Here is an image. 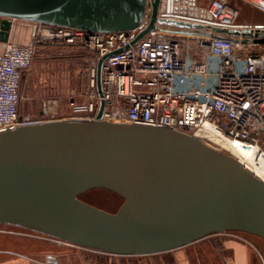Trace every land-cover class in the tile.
<instances>
[{
	"label": "water",
	"instance_id": "1",
	"mask_svg": "<svg viewBox=\"0 0 264 264\" xmlns=\"http://www.w3.org/2000/svg\"><path fill=\"white\" fill-rule=\"evenodd\" d=\"M149 7L148 11L147 8ZM161 0H0V40L13 20L98 32L142 27L132 45L169 25ZM208 34L264 43V29ZM263 34V35H262ZM99 61L98 88L102 94ZM102 100L93 120L59 119L0 130V223L116 255L175 250L215 233L264 240V181L237 157L176 128L112 122ZM105 189L115 212L81 196Z\"/></svg>",
	"mask_w": 264,
	"mask_h": 264
},
{
	"label": "built area",
	"instance_id": "2",
	"mask_svg": "<svg viewBox=\"0 0 264 264\" xmlns=\"http://www.w3.org/2000/svg\"><path fill=\"white\" fill-rule=\"evenodd\" d=\"M244 1L264 13V0ZM163 4L160 18L204 27L169 25L132 45L142 27L98 32L39 23L32 44L7 42L0 54V130L26 124L22 88L37 42L62 40L94 54L87 101H72V114L64 119L93 120L104 100L108 121L176 128L209 144L219 145L217 138L238 141L253 151L245 166L264 181V43L206 33L213 28L264 29V20L241 22L232 0H161ZM121 48L103 62L101 94L99 61ZM46 111L56 115L55 108Z\"/></svg>",
	"mask_w": 264,
	"mask_h": 264
},
{
	"label": "rangeland",
	"instance_id": "3",
	"mask_svg": "<svg viewBox=\"0 0 264 264\" xmlns=\"http://www.w3.org/2000/svg\"><path fill=\"white\" fill-rule=\"evenodd\" d=\"M232 1L241 11V22L263 21L262 13L251 3ZM93 55L82 45L62 40L45 38L37 42L34 62L23 83L21 116H28L24 123L64 119L72 114V101L85 103ZM49 107L55 108V117L51 113L40 114V111ZM210 145L229 152L219 145ZM81 198L111 212L117 211L122 204L120 198L105 189L89 191ZM192 247L187 249L192 264H264V240L254 235L215 233L193 243ZM172 256L173 253H161L113 259L112 256L50 234L0 223V262L24 260L34 264H161L173 261Z\"/></svg>",
	"mask_w": 264,
	"mask_h": 264
},
{
	"label": "crops",
	"instance_id": "4",
	"mask_svg": "<svg viewBox=\"0 0 264 264\" xmlns=\"http://www.w3.org/2000/svg\"><path fill=\"white\" fill-rule=\"evenodd\" d=\"M257 10H259V9H257ZM261 13L263 15V20H264V13L263 12H261ZM36 25L37 24L34 22L23 21V20H13L9 40L7 42L11 41L13 43L20 44V45L32 44L34 42L36 34H37V33L34 34ZM7 42L0 40V54L3 52ZM25 78H26V76H25ZM25 78H24V81H25ZM22 90H23V88H22ZM46 113H47L46 110L40 111L41 115H45ZM23 118L26 119V118H28V116L23 117ZM192 246H193V244H190V245H187V246L175 249V250L161 252V253H173V255H174V257L172 256L173 261H171V262H165L164 261L165 263H161V264H192V260L190 259L189 255L187 253L189 249L193 248ZM93 251H97V250H93ZM97 252L102 253L104 255L112 256V258L114 257L113 259H118L122 256H129V257L138 256V257H141V256H150V255L153 256V255L161 254V253H156V254H149V255H116V254H109V253L101 252V251H97ZM0 264H34V263H31L29 261H24V260H11V261H4V262L2 261V262H0ZM148 264H154V263L149 262Z\"/></svg>",
	"mask_w": 264,
	"mask_h": 264
},
{
	"label": "bare ground",
	"instance_id": "5",
	"mask_svg": "<svg viewBox=\"0 0 264 264\" xmlns=\"http://www.w3.org/2000/svg\"><path fill=\"white\" fill-rule=\"evenodd\" d=\"M217 142L223 149L237 157L244 165L248 164V161L253 157V151L241 147L238 141L217 138Z\"/></svg>",
	"mask_w": 264,
	"mask_h": 264
},
{
	"label": "flooded vegetation",
	"instance_id": "6",
	"mask_svg": "<svg viewBox=\"0 0 264 264\" xmlns=\"http://www.w3.org/2000/svg\"><path fill=\"white\" fill-rule=\"evenodd\" d=\"M229 233H234V232H229ZM238 233H241V232H238ZM243 234H245V233H243ZM246 235H250V234H246ZM262 257H264L263 253H262Z\"/></svg>",
	"mask_w": 264,
	"mask_h": 264
}]
</instances>
